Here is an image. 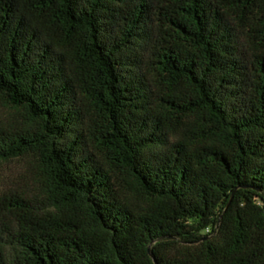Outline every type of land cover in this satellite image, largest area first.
I'll return each instance as SVG.
<instances>
[{"label":"trees","instance_id":"1","mask_svg":"<svg viewBox=\"0 0 264 264\" xmlns=\"http://www.w3.org/2000/svg\"><path fill=\"white\" fill-rule=\"evenodd\" d=\"M0 104V264H264V0H0Z\"/></svg>","mask_w":264,"mask_h":264},{"label":"rangeland","instance_id":"2","mask_svg":"<svg viewBox=\"0 0 264 264\" xmlns=\"http://www.w3.org/2000/svg\"><path fill=\"white\" fill-rule=\"evenodd\" d=\"M10 110L0 104V122L7 119ZM2 186L9 188H25L26 185L32 184V177L22 171L18 162L8 164L2 172Z\"/></svg>","mask_w":264,"mask_h":264}]
</instances>
